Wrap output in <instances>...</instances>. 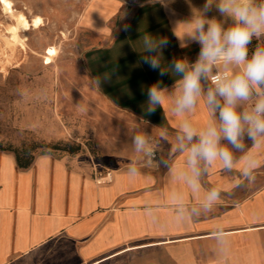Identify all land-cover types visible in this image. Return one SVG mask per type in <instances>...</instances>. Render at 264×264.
Listing matches in <instances>:
<instances>
[{"label": "crops", "instance_id": "crops-1", "mask_svg": "<svg viewBox=\"0 0 264 264\" xmlns=\"http://www.w3.org/2000/svg\"><path fill=\"white\" fill-rule=\"evenodd\" d=\"M204 3L89 5L80 74L91 112L76 131L88 133L95 149L39 154L27 167L0 149V264H264V148H252L260 164L254 180L241 175L245 153L233 150L234 169H208L193 193L179 178L185 154L172 151L181 118L167 105L144 112L147 89L159 81L171 90L177 77L160 76L143 63L139 41L145 34L166 38L162 64L195 62L200 46L181 47L185 27L177 24ZM208 16L219 18L215 9ZM187 118L201 127L207 110L197 106ZM134 131L149 135L156 159L134 150ZM213 188L221 197L205 211L201 202ZM174 194L183 198L184 214Z\"/></svg>", "mask_w": 264, "mask_h": 264}, {"label": "clouds", "instance_id": "clouds-1", "mask_svg": "<svg viewBox=\"0 0 264 264\" xmlns=\"http://www.w3.org/2000/svg\"><path fill=\"white\" fill-rule=\"evenodd\" d=\"M213 9L219 18H209ZM180 25L185 27L179 36L181 47L188 43L200 46L195 62L174 58L170 64H162V49L168 40L145 34L139 41L143 63L158 70L160 76L171 73L177 77L171 90L159 81L147 89L144 112L150 115L167 105L172 115L181 118L172 151L185 154V169L179 178L193 193L200 191V177L208 169H234L233 150L245 153L240 172L254 180L252 173L260 164L252 148H264V0H205L177 28ZM254 40L257 43L250 52ZM197 106L207 110L201 127L187 118ZM160 136L167 139V131L162 130ZM131 143L136 152L147 157L156 154L144 132L134 131ZM220 197V190L213 188L200 206L211 211ZM173 200L184 214L183 198L174 194Z\"/></svg>", "mask_w": 264, "mask_h": 264}, {"label": "rangeland", "instance_id": "rangeland-1", "mask_svg": "<svg viewBox=\"0 0 264 264\" xmlns=\"http://www.w3.org/2000/svg\"><path fill=\"white\" fill-rule=\"evenodd\" d=\"M93 2L0 0L3 147L31 146L34 157L94 151L88 133L76 131L91 112L83 100L87 93L81 88L80 55L83 15ZM3 5L9 7L6 14Z\"/></svg>", "mask_w": 264, "mask_h": 264}, {"label": "trees", "instance_id": "trees-1", "mask_svg": "<svg viewBox=\"0 0 264 264\" xmlns=\"http://www.w3.org/2000/svg\"><path fill=\"white\" fill-rule=\"evenodd\" d=\"M256 43L257 42L254 40L253 45L255 46ZM31 148H32L31 146H22L19 148L3 147L0 144L1 150H9V151H12L14 153L17 165L19 167H27L32 162L34 155L30 151Z\"/></svg>", "mask_w": 264, "mask_h": 264}, {"label": "bare ground", "instance_id": "bare-ground-1", "mask_svg": "<svg viewBox=\"0 0 264 264\" xmlns=\"http://www.w3.org/2000/svg\"><path fill=\"white\" fill-rule=\"evenodd\" d=\"M8 8H9V7H8L7 5H3V6H2V12H4L5 14L8 13V12H9V11H8Z\"/></svg>", "mask_w": 264, "mask_h": 264}, {"label": "built area", "instance_id": "built-area-1", "mask_svg": "<svg viewBox=\"0 0 264 264\" xmlns=\"http://www.w3.org/2000/svg\"><path fill=\"white\" fill-rule=\"evenodd\" d=\"M153 145V144H152ZM154 146V145H153ZM155 147V146H154ZM156 148V147H155ZM144 155V154H143ZM146 158H148V159H156L157 158V156H158V152H157V148H156V154H155V156L154 157H147L146 155H144ZM166 163V162H165Z\"/></svg>", "mask_w": 264, "mask_h": 264}]
</instances>
